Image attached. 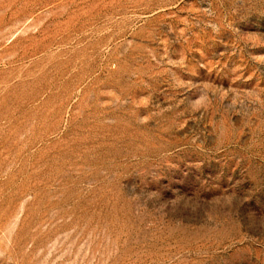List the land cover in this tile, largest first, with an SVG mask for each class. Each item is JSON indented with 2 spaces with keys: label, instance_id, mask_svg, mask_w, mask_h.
<instances>
[{
  "label": "rangeland",
  "instance_id": "obj_1",
  "mask_svg": "<svg viewBox=\"0 0 264 264\" xmlns=\"http://www.w3.org/2000/svg\"><path fill=\"white\" fill-rule=\"evenodd\" d=\"M0 264H264V0H0Z\"/></svg>",
  "mask_w": 264,
  "mask_h": 264
}]
</instances>
